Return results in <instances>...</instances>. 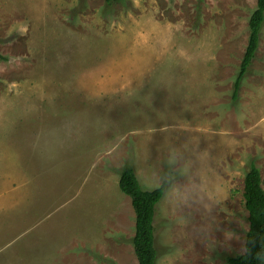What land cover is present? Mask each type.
Listing matches in <instances>:
<instances>
[{"label":"rangeland","instance_id":"374dc122","mask_svg":"<svg viewBox=\"0 0 264 264\" xmlns=\"http://www.w3.org/2000/svg\"><path fill=\"white\" fill-rule=\"evenodd\" d=\"M256 0H0V264H137L118 187L165 184L156 264L244 251L243 179L264 189Z\"/></svg>","mask_w":264,"mask_h":264},{"label":"trees","instance_id":"16d2710c","mask_svg":"<svg viewBox=\"0 0 264 264\" xmlns=\"http://www.w3.org/2000/svg\"><path fill=\"white\" fill-rule=\"evenodd\" d=\"M110 1V0H106ZM264 20V0H256V7L248 21V40L235 75L231 99L236 101L238 90L259 46L260 27ZM0 59H5L0 55ZM134 169L125 165L120 170L118 187L131 201L134 211V235L131 239L137 264H156L153 218L155 205L164 193L165 184L143 189ZM243 205L247 211L248 229L245 233L244 251L225 257L227 264H264V189L260 172L251 162L243 179Z\"/></svg>","mask_w":264,"mask_h":264}]
</instances>
